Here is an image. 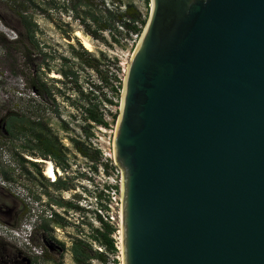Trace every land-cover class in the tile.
Instances as JSON below:
<instances>
[{"label": "water", "instance_id": "water-1", "mask_svg": "<svg viewBox=\"0 0 264 264\" xmlns=\"http://www.w3.org/2000/svg\"><path fill=\"white\" fill-rule=\"evenodd\" d=\"M113 158L122 264H264V0H151Z\"/></svg>", "mask_w": 264, "mask_h": 264}, {"label": "rangeland", "instance_id": "rangeland-1", "mask_svg": "<svg viewBox=\"0 0 264 264\" xmlns=\"http://www.w3.org/2000/svg\"><path fill=\"white\" fill-rule=\"evenodd\" d=\"M103 1L110 9L124 11L131 4L144 16L150 13L145 0ZM34 23L38 45L31 47L29 60L7 44L17 38L12 28L19 24L0 8V207L5 211L0 212V264H77L73 248L78 242L89 245L91 255L107 257L106 263L92 259L89 264H122L121 209L103 197L102 189L108 187L105 175L113 169V139L121 106V97L114 91L124 81L139 38L105 33L104 42L96 40L84 32L71 12L60 8L36 14ZM78 32L93 44L90 54L84 53ZM89 104L99 106L106 128L86 120L83 109ZM11 114L42 119L46 132L59 140L67 166L60 165L62 177L56 186L44 174L45 163L36 161L39 157L27 149L26 138H10L6 120ZM75 141L98 147L101 164L97 167L79 154ZM95 197L98 208L117 229L112 238L118 252L108 253L102 245L97 233H103L98 219L102 216ZM84 200L87 210L58 205L78 206Z\"/></svg>", "mask_w": 264, "mask_h": 264}, {"label": "trees", "instance_id": "trees-1", "mask_svg": "<svg viewBox=\"0 0 264 264\" xmlns=\"http://www.w3.org/2000/svg\"><path fill=\"white\" fill-rule=\"evenodd\" d=\"M145 2L147 6L151 4V0H145ZM0 8L4 12L11 14L19 24L17 29L12 28L17 38L13 41H8L7 44L19 51L25 59L29 60L32 56L30 52L31 47L38 45L36 25L34 23L36 14L52 11L55 8L71 12L75 19L79 20V24L85 33L102 42L105 40L103 36L105 33L114 37L117 35L121 39H131V35L140 38L149 16H144L131 4L127 5L124 11H121V7H116L115 9L107 8L103 0L100 3H98V0H0ZM96 12L100 13V16L95 17L94 13ZM91 26L94 27V31H92ZM83 50L85 54H90L86 49ZM44 66L49 68V65L44 64ZM62 77L63 79L68 78L65 74H62ZM51 80L54 82L58 81L57 79ZM119 84L117 91L114 92L118 97H121L123 83L119 81ZM110 103L112 104V102ZM83 111L86 114V120L89 122L105 128L108 126L103 112L100 111L98 105L92 107L89 104L87 107H84ZM6 125L10 138L19 139L20 136L26 138L27 149L35 153L39 159H51L50 161L54 163L56 168H59L60 165H63L62 167L67 166V158L63 154L59 140L46 132L47 127L42 119H32L25 115L11 114L6 120ZM74 144L77 152L84 158L93 162L97 167L98 164H101L103 159L99 150L78 141H75ZM20 162H24V160L20 158ZM32 164L35 168L39 167V163L33 162ZM57 183L58 181L51 184L56 186ZM63 185L65 186L64 183ZM58 205L80 210L79 206L72 203L58 202ZM98 219L103 231V233L97 231L102 238V245L108 253L118 252L116 243L112 238L117 229L112 226V223L104 221L101 217ZM73 257L77 264H89L88 262L92 259H97L103 263L107 262V257L103 253L91 255L89 245H85L83 242H78L75 245Z\"/></svg>", "mask_w": 264, "mask_h": 264}, {"label": "built area", "instance_id": "built-area-1", "mask_svg": "<svg viewBox=\"0 0 264 264\" xmlns=\"http://www.w3.org/2000/svg\"><path fill=\"white\" fill-rule=\"evenodd\" d=\"M96 150H99L98 147H93ZM112 163V173L110 175H105V178L107 179V184L108 187L105 189H102V191H104L106 193V195H104L103 197H106L110 200V202L115 203L116 205L119 206V208L121 209V170L118 168V166L114 163V158L111 159ZM109 164V163H107ZM55 167V165H54ZM56 168V167H55ZM57 170V176L58 178H51L50 181L51 183H56L58 181V179H60L62 177V173L60 171V168H56ZM102 175L104 176V172L102 173ZM85 203H79V207L80 210H87L88 206L84 205L86 204V201L84 200ZM95 203L97 205V212L100 216H102V218L104 219V221L108 222V223H112L111 221H109V217H106L103 213V211L101 209L98 208V197H95ZM110 207V206H109ZM120 219H121V212H120ZM52 216V213H51ZM114 221V218H111Z\"/></svg>", "mask_w": 264, "mask_h": 264}, {"label": "bare ground", "instance_id": "bare-ground-1", "mask_svg": "<svg viewBox=\"0 0 264 264\" xmlns=\"http://www.w3.org/2000/svg\"><path fill=\"white\" fill-rule=\"evenodd\" d=\"M76 37L79 39L80 43L82 44V46L87 51L93 52L94 47H93V44L91 43V41L89 39L85 38L80 32H78L76 34ZM52 77H57V74L52 75ZM36 161L45 163L46 168H45L44 174H45L46 177H48L49 179H51L52 177L55 178V179L58 178L57 170L54 167V164H53L52 161H45V160H42V159H39V160H36ZM119 235H120V242H121L120 249H121V253H122V233H121V228H120Z\"/></svg>", "mask_w": 264, "mask_h": 264}, {"label": "flooded vegetation", "instance_id": "flooded-vegetation-1", "mask_svg": "<svg viewBox=\"0 0 264 264\" xmlns=\"http://www.w3.org/2000/svg\"><path fill=\"white\" fill-rule=\"evenodd\" d=\"M0 212L1 213H4L5 212L3 207H0Z\"/></svg>", "mask_w": 264, "mask_h": 264}, {"label": "clouds", "instance_id": "clouds-1", "mask_svg": "<svg viewBox=\"0 0 264 264\" xmlns=\"http://www.w3.org/2000/svg\"><path fill=\"white\" fill-rule=\"evenodd\" d=\"M33 231V229L31 230V232Z\"/></svg>", "mask_w": 264, "mask_h": 264}]
</instances>
